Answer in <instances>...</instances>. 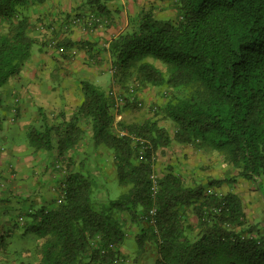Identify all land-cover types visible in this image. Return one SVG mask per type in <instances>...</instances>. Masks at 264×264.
Instances as JSON below:
<instances>
[{
    "label": "trees",
    "instance_id": "obj_1",
    "mask_svg": "<svg viewBox=\"0 0 264 264\" xmlns=\"http://www.w3.org/2000/svg\"><path fill=\"white\" fill-rule=\"evenodd\" d=\"M45 1L0 0V19L9 24L0 34V89L30 57L29 11ZM95 1L97 15L109 13L111 0ZM169 1L177 18L143 9L108 51L124 89L134 75L143 85L175 90L158 111L173 134L157 119L121 122L149 140L140 154L130 135L114 132L113 97L81 80L82 101L64 123L27 131L30 147L56 149L67 160L60 200L33 207L14 224L34 241L29 264H128L131 255L137 263L151 249L154 264H264V223L249 220L237 193L187 183L171 166L158 177L156 193L151 178L153 151L175 141L218 153L240 177L264 184V0ZM84 44L65 38L57 45L68 52ZM127 99L122 106L137 108L138 100ZM86 128L95 152L106 146L113 153L122 186L116 197L99 195L100 174L89 155L66 157ZM130 225L136 228L131 254L122 250ZM6 237L0 246L10 245Z\"/></svg>",
    "mask_w": 264,
    "mask_h": 264
},
{
    "label": "rangeland",
    "instance_id": "obj_2",
    "mask_svg": "<svg viewBox=\"0 0 264 264\" xmlns=\"http://www.w3.org/2000/svg\"><path fill=\"white\" fill-rule=\"evenodd\" d=\"M88 9L85 11H91L96 12L99 10V2H96L95 0H87ZM112 2H116V0H111ZM110 2V1H109ZM169 0H166V3H164V6L153 9L154 12L159 16H167L171 18H177V12L174 9V6L171 5V2L169 5L167 4ZM157 5V3H156ZM161 5V4H160ZM158 6V5H157ZM151 7V6H150ZM149 9V8H148ZM36 7L32 10H30V21L33 25V29L31 32L32 37L35 40L34 48H37L38 45H40L41 42V36L42 33H38L35 28V24L33 20H35L36 15L35 11ZM91 13V12H84ZM138 15V14H137ZM137 15H120L117 14L114 16L113 13H100L98 17L102 20L99 26H96L94 29H87L85 30L88 34H105L108 33L109 39L107 41H110L112 38L117 36L119 33L125 31L128 27H130L132 24V21L135 19ZM127 16V17H126ZM128 18V19H127ZM9 24L7 21L0 19V34L5 33L8 31ZM68 31V30H66ZM74 31V30H73ZM72 31V32H73ZM34 32V33H33ZM64 32V31H63ZM61 31H57V36H49L47 39V48L46 53L50 51V49H55L62 59H57L55 64L52 66V64H43V68L45 73L51 74L50 80H43L46 84H53L56 90L57 86L61 85L63 77L67 74V71L73 69V66H77L81 64L82 66L91 67L92 65L91 58L89 57V53H93V55H100L102 56L100 59L104 61L101 65L105 64V69L109 72L111 75V79L114 81H110V84L108 85V88H104L107 92H109L112 89H115L119 94H121L123 97L128 100V97H131L128 93L130 87L136 88V94L135 97L132 99L138 100V102H141V105H137V108H134L133 106H129L125 108L124 106H121L119 108H113L112 113L114 116V123H113V129L114 132L118 133L119 135L128 134L133 139V143L135 146L140 149L141 152L144 151V149L148 146L147 144H150L149 140H147L144 137H141L138 134H135L133 132H130L126 128L120 125V123L124 122L126 125L136 124V123H142L148 119H157L159 120L160 125L166 127L170 130L171 134H173V125L170 120L163 117V114L161 112L158 113L160 108L165 104V102L170 98L175 90L166 88V87H156V86H150V85H143L139 80H135L134 75H128L126 81L127 85L126 88H123V84L118 80L116 75L113 71V64L111 62L110 53L108 51L109 43L106 41L102 44H99L98 41L96 42V45H98L99 48L92 47L91 44L93 41H90L88 38L80 37L78 39H75L73 42H86L84 46H78L77 49L74 50L70 49L68 52L66 51L64 45H60L58 47V43L63 41L65 38H69L71 40V37H67L64 35V33ZM103 32V33H102ZM75 33V31L73 32ZM78 34V33H76ZM39 42V44H38ZM98 43V44H97ZM66 52V54L64 53ZM80 52V53H79ZM54 52L52 51L50 53V56ZM65 56H63L64 54ZM62 54V55H61ZM85 54H88L87 57L83 56ZM78 55V57H77ZM90 55V56H93ZM54 58V56H53ZM83 59L84 61L81 62H73L76 60ZM89 61V62H88ZM158 64V63H157ZM160 65V64H158ZM24 66V65H23ZM23 66L20 68V70L11 77L8 82L0 89V107L1 103L5 102L3 99L2 92H5L8 88H12L13 90L19 91V76L21 75V71L23 70ZM51 67L53 70H50ZM55 76V78H54ZM16 79L18 81H16ZM12 80V81H11ZM15 80V81H14ZM79 84L81 85V80H85V78L78 77L77 78ZM76 80V81H77ZM11 81V82H10ZM41 82V85L42 83ZM77 84V83H76ZM74 84H70V87H75ZM73 92H68L63 98L62 105L59 106V99L56 95V93L52 94L50 96V99L47 100L46 105L43 103V105H40L41 103H38V105H34V109L30 110L29 112L19 111L20 108V97L14 96L13 98V106L11 110V115H9V119L13 118L14 120H17V117L19 118V122H23L26 126V132H22L20 135L21 138H18V142L21 144L27 145V139L25 135H27V131L31 127H38L43 129L46 124L50 125H59L64 123V120L68 118L72 112L73 109L79 105L77 104L76 96ZM83 96V95H82ZM37 100V99H36ZM37 102V101H36ZM35 102V103H36ZM52 102V103H51ZM137 102V103H138ZM58 103V104H56ZM27 114V116L24 118L23 116ZM84 126L85 123L82 122ZM30 147V146H28ZM25 149H28L27 147ZM35 156L37 157V161L41 162V167L39 169H46V166L49 167L50 173L52 175V178H55L56 183H51V186L48 188V193L45 192L44 197V203L45 204H54L55 201L60 200V188H61V180L63 179V176L66 174L67 170V160L65 157H61L58 155L56 149L52 150H35ZM89 155L88 162L91 167H94L98 169L99 171V195L100 196H110V197H116L122 190V186L119 184L116 174V169L113 163V153L108 149L106 146H101L97 152L94 151L92 146V140H91V132L90 129L86 128V133L84 135V138L79 143V145L72 148L66 155V157H73L75 160H79L83 156ZM65 159V160H64ZM152 171H151V178L158 179L159 176H161L165 171H167L168 167H172L175 172L179 173L183 179L187 183H197L204 186V188H212L216 189L217 191L221 192H228L233 191L237 193L240 198L242 199L245 212L251 222H260L264 223V184H260L259 182H255L252 180H247L238 175V170L233 168L231 164L224 161L223 157L219 155L218 153H208L201 150L196 149L195 147L191 145H183L180 143H177L173 141V143L169 146L161 147L157 151H153L152 153ZM100 166V167H99ZM10 173L13 174L16 172L17 169L14 167H9ZM14 168V169H13ZM47 170V169H46ZM45 170V173H46ZM40 172H38L39 174ZM57 179V180H56ZM215 180H221L222 183L215 188L213 186H210V184ZM25 195V193H24ZM36 195V194H35ZM17 197V196H16ZM18 197H22V195L19 193ZM21 198H11L10 203L16 204L21 201ZM30 200V199H29ZM28 200V201H29ZM31 202V200H30ZM1 203H7L5 201L0 200ZM37 204L34 203L33 207H36ZM27 209H20L19 211H14L12 214V220L13 224H22L25 220H27ZM20 217H22V220H19ZM129 232V239L126 241V244L122 246V250L124 253H132L133 252V240L130 239L132 236V233L134 234L136 231V228L132 225L128 228ZM16 240L10 239L9 246H0V264H28L29 261H32V259L35 256L34 250V241L32 239L23 238L20 234L16 235ZM19 237V238H18ZM22 241H21V240ZM26 246L32 247V250H27ZM21 248H24L25 259H19L17 257L19 254V251ZM29 248V247H28ZM30 252V253H29ZM152 252H154L152 249L146 254L145 260L143 264H154V259L151 257ZM134 256V254H133ZM132 255L128 261V264L132 261ZM22 261V262H21Z\"/></svg>",
    "mask_w": 264,
    "mask_h": 264
},
{
    "label": "crops",
    "instance_id": "obj_3",
    "mask_svg": "<svg viewBox=\"0 0 264 264\" xmlns=\"http://www.w3.org/2000/svg\"><path fill=\"white\" fill-rule=\"evenodd\" d=\"M87 2V0H46L43 4L36 7V18L33 22L37 30L35 33H42L40 45H38L37 48H32L31 55L23 66L21 75L18 78L20 81L19 91L8 88L5 92H2L4 93L3 99L5 102H2L0 107V116L2 118V125L0 127V200L7 203L0 204V236H7L6 238H8V241H10V239L16 240L15 236L18 234L25 238V236H23L24 233H22L23 229L14 227V220H12L13 212L15 210L19 211L20 209L31 211L34 203L37 205L42 204L44 202L45 192L48 193L47 190L51 186V183H56L55 178H52L54 174L51 175L50 171H48L50 170L49 167L46 166L47 170L39 169V167H41V162L37 161V157L34 155V149L28 147V144V146H26L18 142V138H21L20 135L22 132L25 134V127L27 125L23 126L24 123L19 122L18 117L17 120L13 118L9 119L8 117L11 115L14 96L17 95L20 97L19 111L29 112L33 110L35 107L34 105H38V103H41L40 105H43V103L46 105L47 100L50 99V96L54 93H56L57 97L59 96V104L56 103L59 106L62 105L63 98H65L68 92H73L75 94L77 104H79L83 96L81 85L77 80L78 77L90 80L102 88H108L110 81H114L111 79L109 72L105 69V64L101 65L104 62L100 59L102 56L93 55V53H89L91 62H93L90 63L92 66L86 67L81 64L77 66L74 65L73 69L67 71L65 76H62V83L57 86L56 90L53 84H46L43 81L47 79L50 80L51 76V74L45 73L46 70H44L43 64H52L53 66L57 59H62L60 53L56 54L58 52L55 51L54 48L46 53L47 48H49L47 46V39L49 36L53 35L58 37L56 32L64 31V35L71 37L72 41L80 37L88 38L90 41H93L91 46L95 48H99L95 41L102 44L109 39L108 33L104 35L101 33L88 34L86 33L87 31L85 32L88 28L84 27L83 24H73L71 22L70 18L74 14L92 12V10L85 11L88 9ZM164 3H166V0H116V2H108L107 8L109 13H113L114 16L117 14L123 16L127 14L137 15L143 9L150 8V6L157 10V8L164 6ZM169 3L170 1L167 2L168 5ZM73 30L75 33H73ZM107 42L109 43V41ZM73 48L78 51L77 47ZM52 51L54 53L50 56ZM87 55L88 54H85L83 56L87 57ZM81 61L85 62L83 59L73 62ZM50 70H53V68L51 67ZM16 81L18 80L16 79ZM41 82L44 83L41 85ZM71 83H75L76 86L70 87ZM26 116L27 114L23 117L25 118ZM26 147L28 149H25ZM9 167L17 169L16 172L11 174L10 170H12V168L9 169ZM38 172L40 173L38 174ZM19 193L23 198L18 197ZM11 198H21V201L17 203V205L12 204L10 203ZM26 247V249L32 250V247ZM18 251L21 253L19 252L17 257H19V259H25L23 256L26 250L24 252L21 248ZM144 257L139 259L137 263L132 262L130 264H143L145 260ZM151 257L155 259L154 253L151 254ZM32 262H34V258Z\"/></svg>",
    "mask_w": 264,
    "mask_h": 264
},
{
    "label": "built area",
    "instance_id": "obj_4",
    "mask_svg": "<svg viewBox=\"0 0 264 264\" xmlns=\"http://www.w3.org/2000/svg\"><path fill=\"white\" fill-rule=\"evenodd\" d=\"M70 19L73 24H83V26L88 29H94L96 26H99L100 23L102 22V20L98 17V15L95 12L86 13V14H74L72 15ZM128 93L131 96V98H134L136 94V88L134 86L130 87ZM109 94L113 97L115 101L114 103L115 108H119L124 104L125 97L119 94L115 89L110 90ZM139 105H141V102H139ZM153 182H154V186L152 187V190H153V193H156L157 180L154 179ZM22 219L23 218L20 217L19 220H22Z\"/></svg>",
    "mask_w": 264,
    "mask_h": 264
}]
</instances>
